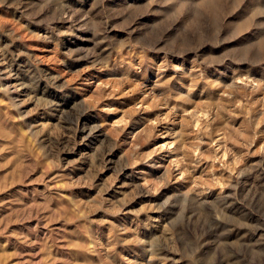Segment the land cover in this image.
Masks as SVG:
<instances>
[{
	"label": "rangeland",
	"instance_id": "rangeland-1",
	"mask_svg": "<svg viewBox=\"0 0 264 264\" xmlns=\"http://www.w3.org/2000/svg\"><path fill=\"white\" fill-rule=\"evenodd\" d=\"M0 264H264V0H0Z\"/></svg>",
	"mask_w": 264,
	"mask_h": 264
}]
</instances>
